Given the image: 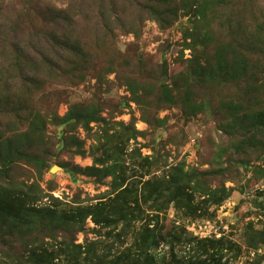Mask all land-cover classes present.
<instances>
[{"label": "rangeland", "instance_id": "374dc122", "mask_svg": "<svg viewBox=\"0 0 264 264\" xmlns=\"http://www.w3.org/2000/svg\"><path fill=\"white\" fill-rule=\"evenodd\" d=\"M3 1L0 155L20 149L42 163L21 159L11 180L36 183L45 196L39 206L65 208L182 171L221 201L194 217L171 205L163 214L166 229L176 224L199 239L231 240L238 247L222 252L223 264H264V0H216L206 20L178 11L164 25L141 7L147 0L138 7L131 0H6L8 10ZM76 39L86 59L72 55ZM32 73L37 83L28 87ZM25 88L33 91L26 109ZM76 109L98 112L96 120L50 121L51 112L64 117ZM34 112L42 114L35 131L29 126ZM113 163L123 183L83 172ZM200 197L197 192L195 201ZM95 227L88 218L87 233L60 225L51 235L33 234L40 248L74 238L75 244L97 242L102 254L132 239ZM257 231L262 235L254 236ZM3 237L1 261L32 264L23 247L28 239ZM154 253L169 254L163 245Z\"/></svg>", "mask_w": 264, "mask_h": 264}, {"label": "trees", "instance_id": "16d2710c", "mask_svg": "<svg viewBox=\"0 0 264 264\" xmlns=\"http://www.w3.org/2000/svg\"><path fill=\"white\" fill-rule=\"evenodd\" d=\"M140 1L131 0L130 2L138 7L141 6ZM215 3L216 0H147L141 7L150 11L152 19L164 25L175 21L178 11H182L186 15L197 16L200 20H206L207 12L212 8L214 10ZM11 7L10 1H3V8L8 10ZM169 17H174L171 22L166 20ZM193 31V36L196 37V28ZM202 37L205 39L207 34H203ZM67 46L65 44V47ZM70 49L74 57L80 56L86 59L84 47L79 39L72 42ZM72 61L77 64V61ZM44 64L47 65L49 72L54 68L51 59H48ZM38 71L39 67L35 72ZM29 82L36 85L37 78L34 73L25 83L28 87ZM32 92L30 89H23L26 98L25 109L30 108L28 100L33 95ZM97 113H78V109H76V111L68 112L64 117L59 116L56 112H51L49 115L50 121L56 125L69 123L73 120L88 125L96 120ZM41 115L39 112L31 114L29 122L31 130L35 131L33 129L34 122L40 119ZM255 118H260L257 121L263 122L260 114H256ZM43 127L46 128V125L44 124ZM43 127L40 131L43 130ZM107 151L110 150L105 149V153ZM7 152L5 155H0V236H4V241L13 235L17 236L19 240L24 237L28 239L25 244L23 243V247L28 248L27 259H31L32 264H58L61 260L66 264H223L221 262L222 252L238 247L234 242L223 237L218 239L193 237L185 228L176 224L166 229L163 214L171 205L176 210L183 209L186 215L194 217L200 216L205 211V204H217L221 201L213 192L199 189L198 180L191 179L192 177L190 178L188 173L173 172L166 179L147 180L141 188L119 185L115 189L113 197L92 204H77L65 208L55 205L39 206L38 203L45 198L39 186L36 183H28L27 180H11L10 172L16 168L15 163L21 159L27 160L35 166L42 163L36 157L30 156L26 151L20 149ZM108 156L112 157V155ZM104 162L105 160L102 163L104 164ZM113 165L118 164L113 163L107 167L90 166L84 168L83 172L96 177L99 176V173H103L101 177L113 175L115 179H121L120 181L123 183L125 178L120 174V170L117 172L113 170L116 168ZM117 167L119 168V166ZM115 173L118 174L115 175ZM193 181L194 184H192ZM197 192L202 198L198 202L195 201ZM141 203L149 204L144 208ZM88 218L96 226L92 230L104 229L107 236L112 235L120 241L131 236V241L127 244L123 241L125 246L122 249L113 252V248L110 247L105 251V254H102L96 252L99 247L97 242L75 244L74 238L64 239L59 245L50 249L45 245L40 248V242L35 240L34 231L47 232L51 235V232L60 225L70 229L73 234L87 233L89 230L86 228ZM258 234L262 235L258 231L254 232V236ZM253 244L254 238L251 247ZM161 245L167 247L168 258L161 259L154 253ZM186 252H189L188 256ZM55 260L57 261L54 262ZM15 263L24 264L22 261H15ZM0 264H10V262L0 260Z\"/></svg>", "mask_w": 264, "mask_h": 264}, {"label": "water", "instance_id": "95a60500", "mask_svg": "<svg viewBox=\"0 0 264 264\" xmlns=\"http://www.w3.org/2000/svg\"><path fill=\"white\" fill-rule=\"evenodd\" d=\"M52 170H54V168H52Z\"/></svg>", "mask_w": 264, "mask_h": 264}]
</instances>
